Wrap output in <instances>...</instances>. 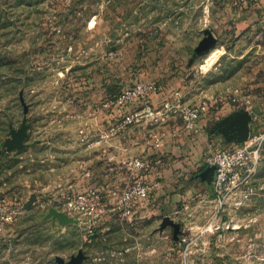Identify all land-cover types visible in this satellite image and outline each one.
<instances>
[{
  "label": "rangeland",
  "instance_id": "1",
  "mask_svg": "<svg viewBox=\"0 0 264 264\" xmlns=\"http://www.w3.org/2000/svg\"><path fill=\"white\" fill-rule=\"evenodd\" d=\"M230 5L0 0V200L7 196L4 209H20L0 233V264H55L80 251L83 264H264V158L252 178L219 194L212 178L191 169L169 198L158 197L152 215L111 216L90 233L76 217L65 226L48 217L52 207L65 212L64 202L41 192L53 180L44 168L54 163L30 151L38 140L32 129L69 115L76 98L92 92L95 106L103 105L137 83L180 90L179 123L183 108L212 104L206 118L225 120L224 140L204 158L242 145L235 109L264 126V28L233 27ZM24 124L30 144L25 139L22 149L8 151L6 142ZM117 188L122 193V184Z\"/></svg>",
  "mask_w": 264,
  "mask_h": 264
},
{
  "label": "crops",
  "instance_id": "2",
  "mask_svg": "<svg viewBox=\"0 0 264 264\" xmlns=\"http://www.w3.org/2000/svg\"><path fill=\"white\" fill-rule=\"evenodd\" d=\"M231 8V22L236 29L243 26L264 28V1ZM218 39H213L216 44ZM158 87V94H151L155 106L176 90ZM92 94L87 92L80 96L83 98H76L69 115H56L49 121L44 117L46 119L39 131L32 129L38 140L30 151L37 149L40 159L54 163L50 168L48 165L44 168L53 176L41 191L44 197L63 202L73 194L99 188L115 201L121 194L116 191L118 185L122 184L123 192L141 176L155 185L151 202L136 209V214L148 216L152 215L158 197L173 191L174 182H182L189 177L191 169H195V175L202 179L211 178L206 174L208 167L204 154L211 146L224 140L220 138V132L224 133L221 123L225 120L219 115L215 116L216 120L212 116L202 119L197 132L185 131L177 116L160 124L148 121L125 124L126 117L138 107L125 110L107 108L104 105L110 99L95 106L90 98ZM243 112L235 109L231 118L250 115L249 111ZM249 125L252 130L254 122ZM29 139L30 132H27V144H30ZM136 160L146 167H137ZM6 199L7 196L1 198L0 206L7 205L4 203Z\"/></svg>",
  "mask_w": 264,
  "mask_h": 264
},
{
  "label": "built area",
  "instance_id": "3",
  "mask_svg": "<svg viewBox=\"0 0 264 264\" xmlns=\"http://www.w3.org/2000/svg\"><path fill=\"white\" fill-rule=\"evenodd\" d=\"M264 0H230L236 8L260 3ZM156 83H137L124 89L115 98L109 100L104 106L131 109L138 107L125 119V124H139L143 121L159 123L172 119L181 110V92H175L172 98L162 100L155 106L151 94H158ZM240 91L234 90V95ZM137 104V105H135ZM212 104L203 101L195 107L183 108V129L187 132H197L200 121L210 114ZM206 163L208 168H214L212 185L216 193H223L230 185H239L252 178L264 158V126L253 125L252 131L242 145L233 148H221L209 151ZM137 167L146 165L136 160ZM155 185L150 184L141 176L128 186L114 201L99 188H91L72 196L64 202V210L70 216L83 220L90 233H94L100 223L111 216L131 218L136 214L138 206H145L152 200ZM58 208V207H57ZM20 215V209L14 207L4 209L0 206V233L7 231Z\"/></svg>",
  "mask_w": 264,
  "mask_h": 264
},
{
  "label": "water",
  "instance_id": "4",
  "mask_svg": "<svg viewBox=\"0 0 264 264\" xmlns=\"http://www.w3.org/2000/svg\"><path fill=\"white\" fill-rule=\"evenodd\" d=\"M238 123L243 126L244 132L242 134L241 141H245L248 139L250 135V119L246 116H240L237 119ZM29 126L27 124L22 125V127L18 131L12 132V138L6 142V146L8 151H14L16 149H22L24 147V141L27 136V131ZM214 168L210 167L207 169V174L213 177ZM36 197L32 198L29 205L34 201ZM28 207V206H27ZM48 217H52L54 221H58L61 225L65 226L71 223H78L75 217L70 216L68 213L58 210L57 208H50ZM85 259V255L83 251H80L77 256H73L69 261H66L63 257L57 256L55 264H83V260Z\"/></svg>",
  "mask_w": 264,
  "mask_h": 264
}]
</instances>
